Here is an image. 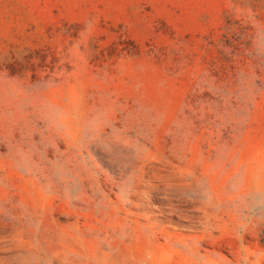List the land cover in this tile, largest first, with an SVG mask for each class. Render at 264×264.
Returning a JSON list of instances; mask_svg holds the SVG:
<instances>
[{
	"label": "rangeland",
	"instance_id": "374dc122",
	"mask_svg": "<svg viewBox=\"0 0 264 264\" xmlns=\"http://www.w3.org/2000/svg\"><path fill=\"white\" fill-rule=\"evenodd\" d=\"M0 264H264V0H0Z\"/></svg>",
	"mask_w": 264,
	"mask_h": 264
}]
</instances>
